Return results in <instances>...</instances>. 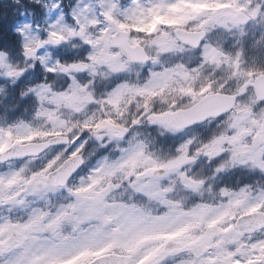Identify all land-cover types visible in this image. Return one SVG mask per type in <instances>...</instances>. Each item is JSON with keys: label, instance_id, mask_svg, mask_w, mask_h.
<instances>
[{"label": "clouds", "instance_id": "1", "mask_svg": "<svg viewBox=\"0 0 264 264\" xmlns=\"http://www.w3.org/2000/svg\"><path fill=\"white\" fill-rule=\"evenodd\" d=\"M0 264H264V0H0Z\"/></svg>", "mask_w": 264, "mask_h": 264}]
</instances>
